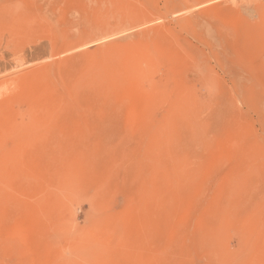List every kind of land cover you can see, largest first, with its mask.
<instances>
[{
  "label": "rangeland",
  "instance_id": "374dc122",
  "mask_svg": "<svg viewBox=\"0 0 264 264\" xmlns=\"http://www.w3.org/2000/svg\"><path fill=\"white\" fill-rule=\"evenodd\" d=\"M263 2L0 0V264H264Z\"/></svg>",
  "mask_w": 264,
  "mask_h": 264
},
{
  "label": "bare ground",
  "instance_id": "6f19581e",
  "mask_svg": "<svg viewBox=\"0 0 264 264\" xmlns=\"http://www.w3.org/2000/svg\"><path fill=\"white\" fill-rule=\"evenodd\" d=\"M212 1V0H211ZM254 1V0H253ZM207 2H209V1H207ZM256 2H257V0H256ZM251 4V3H250ZM257 4V3H256ZM264 6V2L263 3H260L259 5H257V7H258V9H259V12H260V9L262 10V12H263V14H261V13H259V15H260V17H263L264 18V10H263V7ZM258 12V11H257ZM257 12H256V14H257ZM258 16V15H257ZM256 19L257 20H259V18H257L256 17ZM250 22V21H249ZM259 22V21H258ZM261 22V21H260ZM251 23H254V22H251ZM257 25V24H256ZM263 26V25H262ZM131 31V30H130ZM134 31V30H133ZM263 31H264V29H263ZM263 31H261V32H263ZM243 32H244V37L245 38H243V40L246 42V41H248L249 43V47H251L250 48V51L252 50V49H254V47L256 48V46H261V38L262 37H259V35H260V29H257L256 27H254V26H252L251 24H246L245 25V28H244V30H243ZM125 33H126V30H125ZM128 33V32H127ZM264 33V32H263ZM121 34H124V31H122V32H118V33H115V34H113V36L112 35H109L108 37H109V40H111V39H113V38H115V37H117V36H119V35H121ZM125 35V34H124ZM107 37V36H106ZM106 37H103V38H106ZM98 41H99V39H97ZM97 40L95 41V43H97ZM104 40V39H103ZM264 57V56H263ZM262 64L264 65V58L262 59ZM46 110H50L49 108H46Z\"/></svg>",
  "mask_w": 264,
  "mask_h": 264
}]
</instances>
